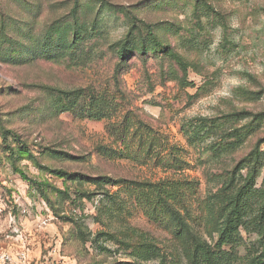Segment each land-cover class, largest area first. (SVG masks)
I'll list each match as a JSON object with an SVG mask.
<instances>
[{"label": "rangeland", "instance_id": "rangeland-1", "mask_svg": "<svg viewBox=\"0 0 264 264\" xmlns=\"http://www.w3.org/2000/svg\"><path fill=\"white\" fill-rule=\"evenodd\" d=\"M130 30L177 53L187 85L147 42L119 60ZM252 153L237 264L264 237V0H0V250L26 247L33 264H189L186 230L215 244ZM163 180L182 184V233L151 214L147 185Z\"/></svg>", "mask_w": 264, "mask_h": 264}, {"label": "trees", "instance_id": "trees-1", "mask_svg": "<svg viewBox=\"0 0 264 264\" xmlns=\"http://www.w3.org/2000/svg\"><path fill=\"white\" fill-rule=\"evenodd\" d=\"M145 42L149 44L148 49L150 51L163 54L164 57L173 61L178 66L184 76L181 81L182 85H187V64L170 47L163 46L151 31H148L146 39H142L140 42L135 40V36L133 35L132 30L128 31L118 45V59L122 62H125L130 58L132 54H139L140 56L145 55V52L147 50V46L144 45ZM73 44L74 42L71 40L70 46ZM48 47L49 45L44 50H41L37 53L44 54ZM60 94L65 93L60 92ZM206 122L210 121L206 120ZM246 160H253L254 164L245 165L248 167V172L245 178L241 180L244 181V184L240 187L236 186L233 188V197L226 205L224 219L222 220L221 226L218 230L215 244L212 246L207 242L202 241L200 238L193 236L189 229L186 230V234L190 239V250L188 257L189 264H237L239 259L233 250V246L230 245L235 244L237 240L238 227L242 223V217L245 214L247 203L250 199V193L254 192L255 190V181L258 176V170L261 168V166H258V161L260 160L259 156L252 153ZM241 163H243V161ZM51 173L59 178L64 179H72L73 177H78L81 180H90V178L83 175L69 174L60 170H52ZM90 181L100 184L101 186L110 187L130 183V181H127L125 179H113L108 176H99L93 178ZM186 185L191 186L192 184L187 183ZM181 186L182 184L176 181L172 182L168 180L160 181L155 185H147L150 193L154 195V198L150 200V210L152 211L155 206H159L161 208V215L164 212L170 213L173 221H176L179 225V233H182V230L187 228L185 221H183V219L180 217V214L179 212H177V209L175 207L176 203H178V205L182 203L183 195L181 194ZM260 191V193H262L263 199L260 215H264V188H262ZM153 211L151 214H154ZM186 213L188 214L187 211ZM226 246H230L229 250L224 249V247ZM247 252L248 256L246 257V260L243 264H264V237L259 248L254 245L252 248L248 249Z\"/></svg>", "mask_w": 264, "mask_h": 264}, {"label": "built area", "instance_id": "built-area-1", "mask_svg": "<svg viewBox=\"0 0 264 264\" xmlns=\"http://www.w3.org/2000/svg\"><path fill=\"white\" fill-rule=\"evenodd\" d=\"M0 264H33L29 249L23 247L19 250H0ZM56 264H68L65 261Z\"/></svg>", "mask_w": 264, "mask_h": 264}]
</instances>
